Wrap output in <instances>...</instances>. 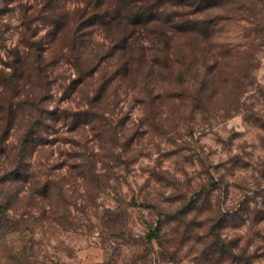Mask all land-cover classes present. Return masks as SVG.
<instances>
[{"label": "rangeland", "instance_id": "obj_1", "mask_svg": "<svg viewBox=\"0 0 264 264\" xmlns=\"http://www.w3.org/2000/svg\"><path fill=\"white\" fill-rule=\"evenodd\" d=\"M206 2L155 6L203 22L164 45L118 0H0V93L44 68L0 113V264H264V0Z\"/></svg>", "mask_w": 264, "mask_h": 264}, {"label": "trees", "instance_id": "obj_2", "mask_svg": "<svg viewBox=\"0 0 264 264\" xmlns=\"http://www.w3.org/2000/svg\"><path fill=\"white\" fill-rule=\"evenodd\" d=\"M145 1V3L140 4L138 0H118L119 4L116 10V16L122 18L125 21L124 26H134L140 28L143 26L144 29L148 30L147 27L150 24H159L154 31L157 33V38L163 42L164 45L167 43L166 32L164 28H162L163 23H168L171 27L186 31L190 29H197L198 26L202 28L203 22L200 20H195L185 16V12L183 11H166V10H156L155 6L158 3H170V4H187L193 6L194 10H203L214 6V4L210 2H206L205 0H141ZM161 24V25H160ZM124 27V28H125ZM127 30V29H124ZM203 30V28H202ZM128 34V32H127ZM126 34V35H127ZM71 43L69 46L74 44V40H70ZM33 42V41H32ZM29 42L27 46L34 50V57L29 59V62H25L24 67L21 66V60L19 55L16 54L13 60L10 62L9 69L11 71L6 72L2 71L3 76V90L0 93V113H4L8 119H13L16 116L17 108H14L12 104V98L16 93V88L18 86V81L22 75V73L26 72V69L30 71L32 70L35 74L42 75L44 73L43 68V59H42V48L39 43ZM131 44L127 41V38L123 40V48L126 51H129L128 46ZM127 48V49H126ZM130 54V53H129ZM78 59V58H77ZM123 64L126 69V74L131 72L130 66L131 61L130 57L122 58ZM25 68V69H24ZM9 92L8 95L5 93ZM9 122V121H8ZM39 192V191H38ZM3 205L0 204V209Z\"/></svg>", "mask_w": 264, "mask_h": 264}]
</instances>
